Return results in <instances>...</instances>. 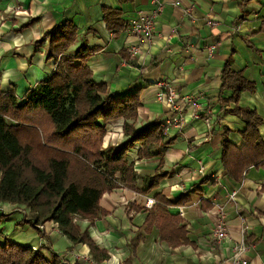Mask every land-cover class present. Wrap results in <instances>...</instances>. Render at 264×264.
<instances>
[{
  "label": "crops",
  "instance_id": "1",
  "mask_svg": "<svg viewBox=\"0 0 264 264\" xmlns=\"http://www.w3.org/2000/svg\"><path fill=\"white\" fill-rule=\"evenodd\" d=\"M156 4L162 8L154 18L150 40L137 39L127 28L112 37L102 20V6L119 8L127 22L139 13H151ZM239 15L242 17L237 19ZM27 20L35 21L18 30ZM65 20L77 28L70 53L81 43L94 48L86 60L93 81L105 83L116 96L139 90L138 113L133 122L136 129L155 120L163 123L168 116L166 107L155 96L156 82L161 79H172L176 90L190 96L203 94L211 124L201 117L188 118L184 124L164 130L165 137L149 148L150 155L133 160L137 187L146 183L145 177L153 174L158 165L167 171L157 186L143 193L121 186L105 191L99 203L106 212L92 221L79 220L81 225L88 224L89 234L109 257L95 261L88 244H72L49 221H45L42 233L31 222L17 224V220L26 218L27 207L3 200L0 210L9 215L0 222V240L6 237L28 246L43 244L56 252L66 248L80 254L73 264H123L127 258L130 264H211L228 251L231 240L242 232L252 242L247 252L249 264H264V165L248 166L240 180L226 174L220 160L222 128H228L230 141L241 146L245 122L224 112L217 100L219 73L234 49L232 70L242 71L255 90L243 91L238 105L255 110L263 119L259 132L264 141V33L259 31L264 20V0H0V91L14 90L22 98L38 80L53 74L56 61L44 59L46 41L37 48L34 44L54 24ZM133 45L138 47L136 55L128 50ZM231 94L226 88L221 99ZM124 121L132 122L115 119L105 123L102 146L124 142ZM170 138L173 140L164 144ZM135 150H129L132 157L136 156ZM230 190L236 191L226 203L230 237L214 245L210 252L214 205L227 200ZM157 193L168 199L188 194L184 203L168 206L171 213L182 211L179 215L191 241L188 244L169 246L159 236L155 223L146 229L150 207L142 205L143 200ZM137 232L141 239L132 248L130 242Z\"/></svg>",
  "mask_w": 264,
  "mask_h": 264
},
{
  "label": "trees",
  "instance_id": "2",
  "mask_svg": "<svg viewBox=\"0 0 264 264\" xmlns=\"http://www.w3.org/2000/svg\"><path fill=\"white\" fill-rule=\"evenodd\" d=\"M127 1L130 0H118L119 3ZM239 4L243 9L244 2ZM101 9L102 20L112 37L128 27L129 22L122 18L119 8L102 6ZM34 21L22 22L18 30ZM259 31L264 33V20ZM76 34L77 28L69 20L54 24L34 44L37 48L46 41L44 59L56 61L53 74L38 80L22 98H18L14 90L0 91V200L27 207L26 218H20L17 224L31 222L42 233L37 224L53 220L72 244H88L91 257L101 261L109 257V253L91 237L88 224L81 225L79 220L92 221L106 212L99 203L105 191L124 186L143 193L157 186L167 171L158 165L153 174L145 177L146 183L137 187L133 160L150 155L149 148L165 136L162 122L158 120L141 129L135 128L139 90L116 96L105 83L93 81L86 60L94 48L81 43L69 52ZM233 55L234 49H231L221 67L217 100L224 112L243 119L245 128L240 133L241 146L230 141L228 128H222L220 160L226 174L240 180L248 166L264 165V141L259 132L263 119L255 110L238 105L243 91L255 90L242 71L232 70ZM226 88L232 94L226 100L221 99V92ZM115 119L132 120L123 122L125 140L119 145L102 146L105 123ZM131 148L136 149L135 157L130 154ZM187 195L168 199L157 193L158 202L148 208L145 217L146 229L155 223L159 236L171 247L191 242L179 213L168 209L172 204L187 201ZM8 215L9 212L0 210V222ZM133 237L132 248L141 239L138 232ZM0 264L62 263L54 252L34 249L32 245L5 237L0 240ZM123 264H130V260H123Z\"/></svg>",
  "mask_w": 264,
  "mask_h": 264
},
{
  "label": "built area",
  "instance_id": "3",
  "mask_svg": "<svg viewBox=\"0 0 264 264\" xmlns=\"http://www.w3.org/2000/svg\"><path fill=\"white\" fill-rule=\"evenodd\" d=\"M176 4L178 2H175ZM156 8L151 11V13H139L136 17L128 20V31L139 40H150L154 34L155 21L154 18L158 11L161 10V5L156 4ZM132 55L138 53V47L133 45L128 49ZM172 79H161L156 82L157 89L155 90V96L158 101L163 103L168 111V116L165 117L162 123V128L164 130L170 127H176L180 124H184L188 118H198L201 117L206 124L210 125L211 120H209V113L205 108L206 98L203 94H199L196 97L190 96L186 92H181L176 90L172 86ZM202 115V116H201ZM135 148L138 145H134ZM124 187V186H121ZM236 191L230 190L227 194V200L215 203V214L213 216V225L211 228V235L213 239V244L209 247V251L212 252L214 245L221 244L227 239L229 234H227V211L226 203L230 202L235 196ZM125 205L128 204L126 199L122 200ZM157 199L154 196H145L143 204L146 207H151L157 203ZM182 214V211L179 212ZM49 221L51 226L58 228L57 222L53 220ZM40 229H45V221L41 224H37ZM241 236L237 239L231 240L230 245L227 247L228 251L217 257L216 260L211 264H249L247 252L252 245L251 241L246 240V236L241 232ZM46 247L49 252H54L58 255L62 264H73L74 260L80 255L77 252H71L69 250H63L56 252L55 250L47 247L43 244L32 245L34 249Z\"/></svg>",
  "mask_w": 264,
  "mask_h": 264
},
{
  "label": "rangeland",
  "instance_id": "4",
  "mask_svg": "<svg viewBox=\"0 0 264 264\" xmlns=\"http://www.w3.org/2000/svg\"><path fill=\"white\" fill-rule=\"evenodd\" d=\"M3 220H5V218H4ZM3 220H2V221H3ZM2 221H1V222H2ZM3 222H4V221H3ZM43 249H44L45 251L49 252L48 249H47L45 246L43 247ZM61 250H62V251H63V250H66V248L61 249ZM55 251H57V250H55Z\"/></svg>",
  "mask_w": 264,
  "mask_h": 264
}]
</instances>
